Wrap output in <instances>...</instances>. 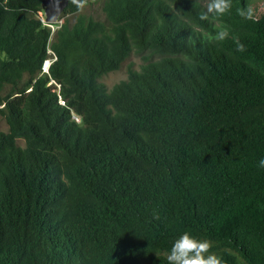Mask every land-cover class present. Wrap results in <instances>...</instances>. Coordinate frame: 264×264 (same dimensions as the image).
Instances as JSON below:
<instances>
[{
    "label": "trees",
    "instance_id": "obj_1",
    "mask_svg": "<svg viewBox=\"0 0 264 264\" xmlns=\"http://www.w3.org/2000/svg\"><path fill=\"white\" fill-rule=\"evenodd\" d=\"M255 1L201 21L207 0H100L103 21L52 33L41 0H0V264H167L184 232L223 264H264ZM132 52L139 69L107 89Z\"/></svg>",
    "mask_w": 264,
    "mask_h": 264
},
{
    "label": "clouds",
    "instance_id": "obj_2",
    "mask_svg": "<svg viewBox=\"0 0 264 264\" xmlns=\"http://www.w3.org/2000/svg\"><path fill=\"white\" fill-rule=\"evenodd\" d=\"M71 3L76 6L78 11H83L87 5V0H71ZM231 7L232 0H207L205 10L200 13L199 19L207 21L210 17H222L230 11ZM238 15L245 20H255L256 18L255 11L251 6L238 9ZM228 35V29L221 28L214 36L209 35L208 40L221 42L227 39ZM234 42L236 43V51H246L245 45L239 41L238 37H234ZM46 62L44 65H47ZM77 123L82 124V118ZM258 166L264 168V159L259 161ZM155 218L158 219V216ZM212 247V241L198 240L190 233L184 232L173 241L166 257L167 264H223L222 258L211 251Z\"/></svg>",
    "mask_w": 264,
    "mask_h": 264
},
{
    "label": "rangeland",
    "instance_id": "obj_3",
    "mask_svg": "<svg viewBox=\"0 0 264 264\" xmlns=\"http://www.w3.org/2000/svg\"><path fill=\"white\" fill-rule=\"evenodd\" d=\"M253 6L256 7L259 11L264 10V3L261 0H256L253 3ZM82 15V16H91L94 19L98 20H104V14L101 10V3L100 0H88L87 5L83 9V11H78L74 14H66L63 13L58 17V20L56 23L51 25V30L52 33H54L55 30H57L61 24H63L65 21H69L72 23L74 21L75 16ZM38 16L40 19H44V14L43 11L38 13ZM52 60V55L46 60L48 62H51ZM45 61V62H46ZM44 62V63H45ZM142 64V59L140 55L132 52L130 55L120 64L118 69L114 71H110L104 75H102L99 78V81L102 82L107 89H111L112 86L116 83H118L121 80H125L127 77V70L128 67L131 66L134 69H139V66ZM48 68L47 65H43L42 71H46ZM0 131L1 132H6L7 131V123L5 116L0 113ZM19 143H22L19 141Z\"/></svg>",
    "mask_w": 264,
    "mask_h": 264
},
{
    "label": "water",
    "instance_id": "obj_4",
    "mask_svg": "<svg viewBox=\"0 0 264 264\" xmlns=\"http://www.w3.org/2000/svg\"><path fill=\"white\" fill-rule=\"evenodd\" d=\"M69 0H41L45 21L48 24L57 22Z\"/></svg>",
    "mask_w": 264,
    "mask_h": 264
},
{
    "label": "built area",
    "instance_id": "obj_5",
    "mask_svg": "<svg viewBox=\"0 0 264 264\" xmlns=\"http://www.w3.org/2000/svg\"><path fill=\"white\" fill-rule=\"evenodd\" d=\"M41 21L47 23V22L45 21V18H44V19H41ZM47 24H48V23H47ZM51 25H52V24H48V26H50V27H51ZM49 52H50V51H49ZM49 63H50V62H49ZM75 119L77 120V118H75Z\"/></svg>",
    "mask_w": 264,
    "mask_h": 264
},
{
    "label": "bare ground",
    "instance_id": "obj_6",
    "mask_svg": "<svg viewBox=\"0 0 264 264\" xmlns=\"http://www.w3.org/2000/svg\"><path fill=\"white\" fill-rule=\"evenodd\" d=\"M46 64H49V62H46Z\"/></svg>",
    "mask_w": 264,
    "mask_h": 264
}]
</instances>
